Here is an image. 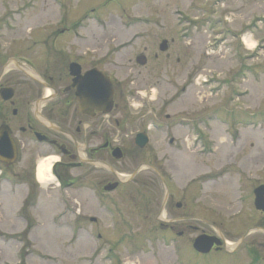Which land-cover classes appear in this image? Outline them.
<instances>
[{
	"label": "rangeland",
	"instance_id": "obj_1",
	"mask_svg": "<svg viewBox=\"0 0 264 264\" xmlns=\"http://www.w3.org/2000/svg\"><path fill=\"white\" fill-rule=\"evenodd\" d=\"M24 1L39 6L45 26L53 27L64 14L73 23H90L92 29L82 31H97V18L102 20L99 25L103 22L107 43L116 37L106 47L121 48L117 79L126 95H138L144 104L139 112L131 108L133 117L148 109L156 114L144 120L155 125H151L152 145L159 157L167 147L164 133L156 128L182 138L198 118L199 145L180 151L178 158L180 182L188 183V190L195 184L197 191L187 199L189 210L170 214L162 211L163 188L158 182L159 189L145 206L146 218L147 212L137 215L135 210L144 197L130 200L121 196L124 190L101 201L88 190L58 188L54 178L44 185L35 180L34 196L27 200L25 186L0 177V264H242L246 247L264 256V214L253 206V189L264 184V0ZM211 15L221 18L210 22ZM197 17L200 20L190 21ZM211 29L226 34L215 50L208 47L215 37ZM162 37H180L169 58L151 56L146 66L132 60L144 49L158 50ZM244 38L257 43L256 55L245 57L253 47L248 48ZM211 76V85L202 82ZM153 89L155 100L150 99ZM171 122L176 126L171 127ZM137 127L132 124L128 130ZM45 157L42 154L35 167ZM122 162L116 166L126 174L129 163L125 167ZM103 206L112 213L110 219ZM180 214L195 218L189 222L198 227L196 232L174 236L171 243L166 232L150 230L157 224L156 215L169 221ZM26 222L36 226L23 237ZM201 232L223 236L232 246L207 256L194 253L191 240ZM120 236L123 241H118Z\"/></svg>",
	"mask_w": 264,
	"mask_h": 264
},
{
	"label": "flooded vegetation",
	"instance_id": "obj_2",
	"mask_svg": "<svg viewBox=\"0 0 264 264\" xmlns=\"http://www.w3.org/2000/svg\"><path fill=\"white\" fill-rule=\"evenodd\" d=\"M39 11V6L24 0H0V144L3 145L0 148V177L25 186L26 196H34L31 189L36 188L35 166L43 154L53 159L51 173L58 181V188L88 190L101 201L110 193L124 190L120 195L130 200L144 197L145 202L141 200L135 204V210L137 215L147 212L148 218L149 209L145 206L151 201L154 189H159V182L163 188L162 211L185 213L189 210L187 199L194 190L197 191V186L193 184L188 190V183L185 186L180 182L182 169L178 158L180 151L199 145L198 118L188 129L192 142L188 134L182 138L174 137L169 134V129L157 127L156 131L164 133L167 147L166 153L159 157L152 145V124L144 120L149 114H156L148 109L133 117L128 102L130 96L124 93L122 81L115 74L121 69V48L106 47L108 37L103 22L99 25L97 18V31H82L91 27L90 23L82 25V20L73 23L63 14L54 21L53 27L45 26L40 22ZM31 12L38 15L29 16ZM179 39L162 37L160 43L165 41L163 50L159 46L153 53L144 49L132 60L139 66H146L151 58H169V51ZM109 40L107 44H113L116 37ZM126 43L118 42V45ZM177 48L181 50L179 45ZM89 72L108 78L112 89L110 97L100 86L104 82L82 79ZM213 77L203 82L211 85ZM77 86H81V90ZM186 89L183 85L181 92ZM79 91L82 92L81 101ZM132 97L139 98L138 95ZM166 118H170L169 114ZM172 119L174 121L176 117ZM132 124L138 126L137 129L128 130ZM169 125L176 126L173 122ZM6 144L11 148L10 156L6 154L9 148ZM115 149H118V158ZM158 159H163L164 163H158ZM120 161L125 167L128 161V173L120 172L116 166ZM166 161L171 167L165 166ZM103 211L110 219L112 213H106L110 211L105 206ZM155 217L157 224L150 225V230L155 232L159 228L166 232L168 236L165 237L171 243L174 236L183 237L198 229L189 222L194 217L180 214L169 221ZM92 218L90 220L95 222ZM121 237L118 241L124 240ZM192 240L191 250L199 255L226 251L224 247L217 250L214 245L209 253L200 254L193 249ZM179 248L177 245V250ZM246 248L249 250H246L242 264L264 263V256L258 251Z\"/></svg>",
	"mask_w": 264,
	"mask_h": 264
},
{
	"label": "water",
	"instance_id": "obj_3",
	"mask_svg": "<svg viewBox=\"0 0 264 264\" xmlns=\"http://www.w3.org/2000/svg\"><path fill=\"white\" fill-rule=\"evenodd\" d=\"M164 44H165V41H163L160 44V49H162V50L164 49ZM76 79H79V77ZM82 79H85L88 82H90L92 80H96V81L100 80V81L104 82V85L100 84V86H101V88L104 87L105 93L108 95V97L111 96L112 89H111L110 82L106 76H103L102 74H100L98 77L97 74H95L94 72H89V73L84 74V76H82ZM77 88H78V90H81V86H77ZM81 96H82V92L79 91V93H78L79 101H81ZM6 145H8V147H9L7 149L6 154L10 156L12 153L11 148H10L9 144H6ZM2 146L3 145L0 144V148ZM117 152H118V149H115L114 154H115L116 158H118ZM254 206L257 210H260L264 213V185L263 184L257 186L254 189ZM222 241H223V237H221V236L218 237L216 235H208V234L202 233L194 239L193 247L195 250H197L200 253H207L210 251V249L212 248L213 245L220 247V245H222Z\"/></svg>",
	"mask_w": 264,
	"mask_h": 264
},
{
	"label": "bare ground",
	"instance_id": "obj_4",
	"mask_svg": "<svg viewBox=\"0 0 264 264\" xmlns=\"http://www.w3.org/2000/svg\"><path fill=\"white\" fill-rule=\"evenodd\" d=\"M246 39H248V38H244V42H245ZM250 42H252V41L250 40ZM52 162H53L52 158L45 157L42 160H40L38 162V164H37V167H36V179L42 185H44V184L49 182V179H47V177L52 176V174L50 172V167H51ZM226 245H228V247L229 246L231 247L232 243L227 241Z\"/></svg>",
	"mask_w": 264,
	"mask_h": 264
},
{
	"label": "clouds",
	"instance_id": "obj_5",
	"mask_svg": "<svg viewBox=\"0 0 264 264\" xmlns=\"http://www.w3.org/2000/svg\"><path fill=\"white\" fill-rule=\"evenodd\" d=\"M250 40H251V38L245 40V43L247 44V46L249 48L255 47V43L250 42ZM140 95L145 96V95H147V93L141 92ZM150 99H152V100L156 99L155 89L152 90V94L150 96ZM128 102H129V106L135 111H139L140 109H142L144 107V104L141 101L136 100L134 97H129ZM47 179L54 180V177L49 176V177H47Z\"/></svg>",
	"mask_w": 264,
	"mask_h": 264
},
{
	"label": "trees",
	"instance_id": "obj_6",
	"mask_svg": "<svg viewBox=\"0 0 264 264\" xmlns=\"http://www.w3.org/2000/svg\"><path fill=\"white\" fill-rule=\"evenodd\" d=\"M31 226H32V224H28L27 228H26V229L23 231V233H22V236H23V237H26V235H27L29 229L31 228ZM22 236H21V237H22Z\"/></svg>",
	"mask_w": 264,
	"mask_h": 264
}]
</instances>
